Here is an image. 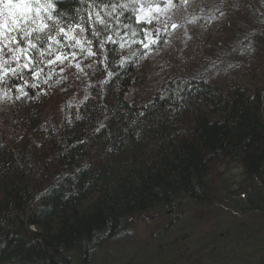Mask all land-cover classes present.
Masks as SVG:
<instances>
[{
	"label": "trees",
	"instance_id": "16d2710c",
	"mask_svg": "<svg viewBox=\"0 0 264 264\" xmlns=\"http://www.w3.org/2000/svg\"><path fill=\"white\" fill-rule=\"evenodd\" d=\"M54 6L60 11L50 25L87 26L88 13L96 20L99 12L107 31L102 46L90 31L69 32L92 41L82 44L84 52L71 48L75 39L55 44L34 33L43 56L30 55L43 61V72L23 69V57L6 65L17 74L0 82V264H90L95 251L118 242L136 221L167 217L150 235L159 243L167 231L186 230L190 210L242 222L217 234L204 253H185L192 235L179 234L150 264H203L227 246L226 258L264 264V0H59ZM184 6L189 11L182 13ZM164 8L210 27L188 32L194 46L188 62L175 56L177 67L145 77L171 34V14L151 15ZM213 18L219 19L214 28ZM152 39L148 49L139 46ZM70 50L75 59L48 64ZM5 59L0 55V64ZM143 90L149 96L139 100ZM236 167L237 181L228 175ZM176 244L185 251L175 254Z\"/></svg>",
	"mask_w": 264,
	"mask_h": 264
},
{
	"label": "rangeland",
	"instance_id": "374dc122",
	"mask_svg": "<svg viewBox=\"0 0 264 264\" xmlns=\"http://www.w3.org/2000/svg\"><path fill=\"white\" fill-rule=\"evenodd\" d=\"M193 2H191L192 4ZM184 6V12H188L187 8ZM164 11H155V13L151 14L153 17H156L158 20H161L163 14L166 13L165 15L168 16V14H171L172 17L168 19V23H170V30L171 34L169 35L168 39L164 40V47L165 50L163 52H158L150 58L149 65L146 66V69L144 70L146 73L149 72L150 74L153 73V76L159 77V71L163 73L168 72L169 70L173 69V67H177L175 64V56L178 61L180 59L179 57H182L181 63H186L188 62V55L187 52L189 47L192 49L194 46L193 44L189 43V34L188 32H191L193 29H200L202 32H205V27L208 28L210 27L207 24L203 23H198L199 21L196 22H191V21H186V15H182V13L177 12V15L175 18L178 19V21H175V18L173 17V13H170V9L164 8ZM163 13V14H162ZM163 20V19H162ZM196 20V19H195ZM216 18H213L212 20H209V24L211 25L212 28L216 26L215 21L217 22ZM171 24H176L178 27L176 29L171 28ZM207 25V26H206ZM163 28L164 25H163ZM198 35V34H197ZM200 36V35H198ZM191 42V41H190ZM189 43V44H188ZM187 47V48H186ZM185 50V51H184ZM175 53V54H174ZM193 54H198L197 52H194ZM167 56V57H166ZM166 58L170 60H166ZM168 61V62H167ZM178 61L177 63H179ZM206 62V61H205ZM218 65V64H217ZM217 65H215L217 67ZM202 66V65H201ZM204 66V65H203ZM202 66V67H203ZM163 70H162V69ZM216 71V68L214 69V72ZM218 74V69L216 71ZM145 77H149V74L147 73ZM152 76H150L151 78ZM155 84V83H154ZM153 86V85H152ZM137 92L136 91H131L130 95L133 98H137L138 95L136 96ZM149 93V90H143L141 91V95H139V100H144ZM240 172L241 170L239 168H233L231 171L228 173L229 177L233 178V180H239L240 178ZM191 211V210H190ZM187 212L186 215L189 217L190 215L192 216L193 219H188L187 221V226H183L184 229L179 232L175 231H167L164 233V238L159 241V243H155L153 239L150 238V235L153 232H157L159 229L163 227V223L167 220V217L163 218L162 220H140L136 221L134 224L131 226H128L124 228V230L121 232V239L118 242L115 243H108L105 246H103L102 249L95 251L93 254V257L91 259L90 264H103L105 262V259H111L110 261L114 264H129V260L133 259L134 264H146L149 262V264L152 261H157L162 257L164 252V249H159L160 246L165 244L168 240H173L174 237L178 236L179 234H182L183 237L187 235L186 231H189V235H192V238L188 242L189 250H187L185 253H191L193 252H200L204 253V249L208 248L211 245V242L216 240V236L219 233L224 232L225 230H228L231 228V226H236L238 222H242L241 218L238 217H226L224 214L218 217H215V213H219L216 211L215 213L209 211V210H204V211H191ZM232 222V223H231ZM238 225V224H237ZM155 230V231H154ZM168 233V235H167ZM178 234V235H177ZM247 234V232H246ZM181 235V236H182ZM187 237V236H186ZM177 238V237H176ZM155 240V239H154ZM158 241V237L156 238ZM155 240V241H156ZM180 243V242H177ZM183 246H180L179 244H176L173 246L172 250L175 252V254H178L179 252L185 251ZM221 248H217V251L220 250ZM226 249H230L228 246L224 250H220L222 253L218 257L214 256L211 259H207L203 262V264H242V260L236 258L235 260L233 257L231 258H226ZM234 250H237V248L232 249V252ZM120 251V253H119ZM138 251V252H137ZM229 256H230V251ZM119 254V256H117ZM132 262V260H131ZM104 264H107L106 262Z\"/></svg>",
	"mask_w": 264,
	"mask_h": 264
},
{
	"label": "snow or ice",
	"instance_id": "6c2138e0",
	"mask_svg": "<svg viewBox=\"0 0 264 264\" xmlns=\"http://www.w3.org/2000/svg\"><path fill=\"white\" fill-rule=\"evenodd\" d=\"M133 4H139L140 0H131ZM59 0H0V55L7 57L3 64H0V68L3 69L2 74H0V82L6 81L9 74L16 75L17 69L15 67H8L9 61L21 62L22 57L26 62L22 63L23 69H28L31 71L33 76H37L39 73L43 72L42 68H39V64L42 60H37L36 57L30 55V50H36L40 56L43 53L37 46V43L33 40H39L40 37L33 36L34 33L41 32L45 33L47 40L55 44H61L64 40L75 39V36H69L68 33H85L91 32L98 38L97 44L99 46L103 45V42L99 39L102 36V32L107 31V25L105 20L100 18L99 12L95 13L96 20H93V13H88L87 19L89 21L87 26H84L79 20L74 22L65 23L64 26H59V22L54 24H49L48 21L53 20V13H59L60 9L56 8L54 5L58 4ZM77 3H86V0H77ZM182 4H187L188 0H181ZM113 7L115 5H105V7ZM143 4H140V8L143 9ZM169 6H172L169 4ZM123 7H128L124 5ZM37 19L41 22L39 27H32L37 24ZM62 20V18H59ZM104 26L103 30L98 29L96 24ZM151 23V21H149ZM165 25V29H167ZM178 25L171 24V28L176 29ZM53 29H57L56 35H48ZM20 33L19 37L16 35ZM57 36L60 38L58 39ZM108 42H112L111 36L108 37ZM157 42L156 39L150 41H140L139 46L148 49L152 44ZM91 44L92 41L80 39H75V43L71 45V48L80 47L81 52H84L82 44ZM49 56H51V47L49 44ZM122 47V45H121ZM88 55H95L91 49H88ZM71 56L73 59L76 58L77 53L75 51H69L66 55H55V59L49 58L48 64L52 65L55 63L63 64L64 61L69 59ZM35 66V67H33ZM79 67V65H77ZM39 69V73L36 71ZM63 71V68H61ZM26 95V94H25Z\"/></svg>",
	"mask_w": 264,
	"mask_h": 264
}]
</instances>
